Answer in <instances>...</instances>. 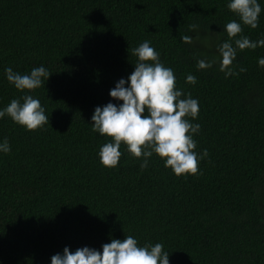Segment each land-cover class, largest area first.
I'll return each mask as SVG.
<instances>
[{
  "label": "trees",
  "instance_id": "1",
  "mask_svg": "<svg viewBox=\"0 0 264 264\" xmlns=\"http://www.w3.org/2000/svg\"><path fill=\"white\" fill-rule=\"evenodd\" d=\"M227 4L0 0V108L30 94L49 116L36 130L0 119V141L11 144L0 153V264H51L66 246L102 251L127 234L141 246L162 243L170 264H264V47L238 50L239 74L225 77L218 46L230 39L224 26L240 20ZM242 27L237 38H264V11L257 28ZM145 40L199 101L188 118L201 125L195 150L208 155L195 175L177 176L155 153L141 168L144 158L124 143L118 166L100 162L112 138L94 132L91 118L97 106L123 102L110 90L134 71L132 49ZM200 59L216 63L198 69ZM41 65L52 75L35 90L6 78L7 67Z\"/></svg>",
  "mask_w": 264,
  "mask_h": 264
},
{
  "label": "clouds",
  "instance_id": "2",
  "mask_svg": "<svg viewBox=\"0 0 264 264\" xmlns=\"http://www.w3.org/2000/svg\"><path fill=\"white\" fill-rule=\"evenodd\" d=\"M227 7L236 13L240 20H231L224 27L230 37L218 46L220 54V71L225 77L235 73L231 67L237 57L238 50L264 47V38L252 40L243 32L242 23L257 28L259 18L264 11L259 0H228ZM242 22V23H241ZM193 30L196 25L191 26ZM234 43H233V39ZM185 43H192L191 36H181ZM138 57L134 71L121 78L110 90V96L122 103L108 102L97 106L92 116V129L100 135L112 139L100 147V162L106 167L119 165L123 153L122 143L127 151L135 157H143L141 168H147L153 153L164 159L166 167H170L177 176L199 172V163L207 157V149L197 152V141L194 139L201 128L192 119L198 117L199 101L190 93L185 95L176 86V75L171 67L160 61V53L145 40L132 49ZM215 60L200 59L198 69L212 68ZM258 65L264 68V57L258 58ZM247 69L240 68V72ZM7 80L17 89L35 90L49 80L52 73L41 65L32 68L30 73L15 72L12 67L5 69ZM188 83L195 84L197 78L193 74L186 77ZM26 127L36 130L49 122L46 109L39 98L24 95L20 99H12L4 108H0V119L5 116ZM191 117L192 119H189ZM11 144L8 138L0 141V153H10ZM102 251L84 246L75 252L65 247L63 253L51 257V264H170V254L164 250L162 243L141 246L132 235L126 238L112 239L102 246Z\"/></svg>",
  "mask_w": 264,
  "mask_h": 264
}]
</instances>
